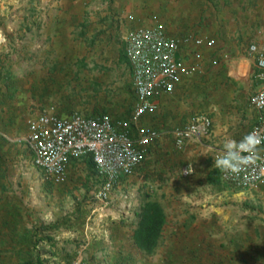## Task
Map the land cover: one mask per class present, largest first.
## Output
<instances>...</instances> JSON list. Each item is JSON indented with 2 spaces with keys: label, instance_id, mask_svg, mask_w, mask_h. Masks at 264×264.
<instances>
[{
  "label": "crops",
  "instance_id": "crops-1",
  "mask_svg": "<svg viewBox=\"0 0 264 264\" xmlns=\"http://www.w3.org/2000/svg\"><path fill=\"white\" fill-rule=\"evenodd\" d=\"M43 1L48 5H31L27 9L29 18L25 17L19 26L24 31L28 26L29 44L14 45L25 47L22 52L29 60V86L17 106L12 103L14 96L0 111V190L11 192L19 184L17 178L27 170L32 171L18 164L32 162L35 166L32 152L24 141L28 120L49 109L63 117L73 115L66 111L65 105L54 109L50 103L49 98L56 89L51 80L57 77V71H63L61 65L55 68L51 64L50 55H62L68 51L66 48L86 46L95 39L97 45L115 51L126 61L133 86L125 54L126 37L131 31L160 24L171 37L183 39L193 35L213 40L214 45L183 44L179 52L181 59L186 64H194L195 54L201 53L203 71L184 75L172 94H162L155 99L158 109L144 116L142 126L160 131L162 137L152 145L137 172L122 178L111 196L123 194L124 180L138 178L139 187L164 206L166 228L174 224V252L179 256L188 254L189 264H264V212L260 213L263 217L260 224L258 221L247 224V212L240 208V200L232 201L237 203L234 206L228 193L226 198L218 200L205 193L221 186L228 192L253 190L260 202H264V184L253 189L236 188L221 180V172L219 184L209 182L217 169L214 158L220 154L225 140H240L260 120V113L250 104L261 82L256 55L249 47L252 44L264 46V0H60V6L51 4L53 0ZM6 40L3 36L0 53L10 47L9 38ZM0 60L7 64L1 55ZM9 70L14 79V72L10 67ZM214 94L228 99L217 104L216 114L206 112L208 98ZM199 113L211 116L212 134L208 138L190 139L183 149H177L173 131ZM220 115L221 119L225 116L223 126L217 121ZM15 123L19 125L15 127ZM190 167L193 171L186 176L184 171ZM36 168L33 167L35 175ZM85 173L96 178L100 188L101 180L90 156L71 160L68 180ZM12 199L10 196L4 204L0 202L1 218H8L12 207H19ZM9 205L11 208H7ZM233 215L237 216V222L234 220V232L230 234ZM247 226H255L261 233L253 235L247 231ZM215 247L220 251L213 252ZM101 254L111 255L112 252L105 250ZM78 262L86 264L82 257ZM175 264L187 262L180 257Z\"/></svg>",
  "mask_w": 264,
  "mask_h": 264
},
{
  "label": "rangeland",
  "instance_id": "rangeland-1",
  "mask_svg": "<svg viewBox=\"0 0 264 264\" xmlns=\"http://www.w3.org/2000/svg\"><path fill=\"white\" fill-rule=\"evenodd\" d=\"M60 2L53 0L51 4L60 6ZM31 5L40 7L48 4L43 0H0V43L5 36V39L9 38L10 45L7 51H2L0 55L14 72L12 84L17 89L12 103H15V106L28 93L26 89L29 86V60L22 52L25 47L16 48L14 45L21 42L29 44L28 26L27 31L19 29V26L25 17L29 18L27 9ZM108 49L97 45L93 39L89 45L66 48L68 51L62 55H50L51 64L63 67H60L63 71H57V77L51 80V85L56 88L49 98L54 109L66 106V98L70 97L72 114L94 115L107 109L109 114L116 117V114L125 113L128 105L135 102L130 69L126 61H123L118 53ZM83 63L86 67H83ZM83 70L86 71L85 74ZM4 81L5 79L0 80V88L5 89ZM74 90L77 93H72ZM211 96L208 98L206 112L216 114L214 109L219 107L217 104L228 99L220 94ZM221 116H218L217 121L223 126L225 116L224 120ZM127 118L120 117L121 120ZM17 125L15 123L14 126ZM18 166L30 167L32 171L27 170L26 174L20 175L17 178L19 184L11 192L0 190V200L4 204L13 196L12 201L22 209L24 223L28 229L41 223L47 225L60 222L58 229L50 233L54 242L48 241L41 247L45 264H82L78 262L79 257H82L86 264L102 261L110 264H175L180 257L189 264L188 254L179 256L174 252L173 223L167 226L165 239L154 255L146 256L134 245L132 233L136 212L147 192L137 184L138 178L134 181L124 180L122 195L113 194L107 202H101L96 198L99 183L90 174L73 176V179L64 184L56 185L48 182L44 172L32 162ZM33 167L37 169L36 175ZM205 193L213 200L226 198L227 193L230 203L240 200V208H245L247 212V224H255L257 221L260 224L259 221L263 218L260 213L264 212V202H260L253 190L239 189L228 192L226 187L221 186ZM232 218L230 234L234 232V220L237 222L236 215ZM247 231L253 235L261 233L255 226H247ZM105 250L111 251L112 254L102 255L101 252ZM212 250L217 253L220 248L215 247ZM17 261V258L13 257L12 264H17Z\"/></svg>",
  "mask_w": 264,
  "mask_h": 264
},
{
  "label": "built area",
  "instance_id": "built-area-1",
  "mask_svg": "<svg viewBox=\"0 0 264 264\" xmlns=\"http://www.w3.org/2000/svg\"><path fill=\"white\" fill-rule=\"evenodd\" d=\"M189 42L198 47L214 45L213 40L193 35L183 39L171 37L160 24L134 30L127 35L125 54L130 63L135 94L129 119L115 123L107 113L94 116L75 113L63 117L53 109L29 119L24 141L45 179L56 185L64 184L68 180L71 160L90 156L101 180L96 198L107 202L120 180L137 172L149 149L162 137L160 131L141 126L144 116L158 109L155 99L162 94H172L184 75L203 71L201 53L195 54L197 61L194 64H186L179 56L183 44ZM249 50L256 55L261 88L250 103L260 113V120L247 133L255 131L264 137V46L252 44ZM132 127L135 128L134 133ZM212 130L211 116L196 114L173 131L175 146L181 150L188 140L208 138ZM261 149L255 162L238 175L221 171V180L241 189H253L264 184V145ZM192 171L191 167L187 168L184 174L188 176Z\"/></svg>",
  "mask_w": 264,
  "mask_h": 264
},
{
  "label": "trees",
  "instance_id": "trees-1",
  "mask_svg": "<svg viewBox=\"0 0 264 264\" xmlns=\"http://www.w3.org/2000/svg\"><path fill=\"white\" fill-rule=\"evenodd\" d=\"M0 66H2L0 69V80L3 81L5 79V90L0 88L1 111L3 107L7 105L8 100L15 96L16 89L12 86L13 76L10 74L11 70H9L8 64L0 60ZM83 67H86V64L83 63ZM55 68H58V65H56ZM72 93L75 94L77 92L74 90ZM69 98L70 97L66 98V111L72 114L73 109L72 104L69 102ZM134 103L135 102H133V104L130 103L125 109V113L122 115L116 114V117L109 114L107 109H104L102 113L109 114L115 123L121 120L120 117L122 116L128 117L127 119H129ZM98 114L99 113H96L94 115ZM134 130L135 128L132 127L133 132ZM220 172V169H216L209 177V182L215 185L219 184L221 181ZM7 208H11V206L9 205ZM24 220L25 217L23 216L22 209L18 206L12 207V212L8 218H1L0 216V264H12L13 257L17 258V264H45L44 253L41 247L46 242H52L54 240L50 233L58 229L60 222L47 225L41 223L34 226L32 229H28L25 226ZM134 223L135 228L132 233L134 245L144 255H154L163 242L167 225V214L164 206L159 200L152 198L149 194H145L142 204L136 213Z\"/></svg>",
  "mask_w": 264,
  "mask_h": 264
},
{
  "label": "clouds",
  "instance_id": "clouds-1",
  "mask_svg": "<svg viewBox=\"0 0 264 264\" xmlns=\"http://www.w3.org/2000/svg\"><path fill=\"white\" fill-rule=\"evenodd\" d=\"M264 145V137L252 131L240 140L226 139L218 156L214 158V166L221 171L238 175L258 158Z\"/></svg>",
  "mask_w": 264,
  "mask_h": 264
}]
</instances>
